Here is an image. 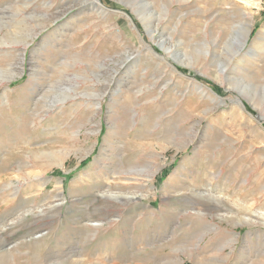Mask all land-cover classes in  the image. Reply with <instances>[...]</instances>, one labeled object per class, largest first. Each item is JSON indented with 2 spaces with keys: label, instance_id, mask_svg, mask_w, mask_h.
I'll return each instance as SVG.
<instances>
[{
  "label": "rangeland",
  "instance_id": "rangeland-1",
  "mask_svg": "<svg viewBox=\"0 0 264 264\" xmlns=\"http://www.w3.org/2000/svg\"><path fill=\"white\" fill-rule=\"evenodd\" d=\"M92 1L0 0V264H264V0Z\"/></svg>",
  "mask_w": 264,
  "mask_h": 264
},
{
  "label": "bare ground",
  "instance_id": "bare-ground-1",
  "mask_svg": "<svg viewBox=\"0 0 264 264\" xmlns=\"http://www.w3.org/2000/svg\"><path fill=\"white\" fill-rule=\"evenodd\" d=\"M92 2H93L92 4H95L96 6H98V7H100V8H104V6L101 5V3H100L98 0H93ZM247 29H249V27H248ZM156 44H158V43H156ZM149 49L152 50L150 47H149ZM165 50H167V49H165ZM174 59H175V58H174ZM180 64H181V63H180ZM196 84H197V83H196ZM198 86L201 87V85H199V84H198ZM239 102H240V101H239Z\"/></svg>",
  "mask_w": 264,
  "mask_h": 264
}]
</instances>
